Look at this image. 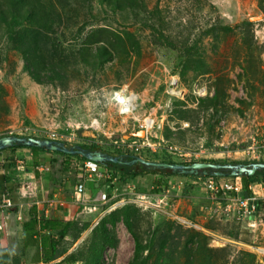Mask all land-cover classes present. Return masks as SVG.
Instances as JSON below:
<instances>
[{
    "label": "rangeland",
    "instance_id": "obj_1",
    "mask_svg": "<svg viewBox=\"0 0 264 264\" xmlns=\"http://www.w3.org/2000/svg\"><path fill=\"white\" fill-rule=\"evenodd\" d=\"M94 15L96 20L89 19L80 36L63 30L64 50L77 52L85 36L98 27L107 28L120 49L101 67L96 59L68 66L62 82H33L20 54L0 39V137L52 139L50 133H57L72 137L65 143L73 145L82 143L76 133L81 129L105 137L106 143H97L109 146L130 135L142 136L137 123L149 118L154 127L146 136L153 149L144 153L166 149L174 163L183 164L264 161L262 154L254 158L243 153L253 138L264 136V0H143V8L117 12L114 18ZM223 26L233 31L224 32ZM157 31L194 43L190 57L182 47L160 42ZM121 95H133L131 113H120ZM55 158L54 167L43 165L58 177V197L72 202L80 163L64 171L62 156ZM7 165L2 179L9 173ZM151 178L143 175L138 183L142 190L137 187L132 193L128 186L115 188L122 199L117 208L126 211L130 230L117 221L111 244L102 246L93 230L105 215L80 211L70 217L77 231L70 230L61 240L52 263L74 253V264H87L95 252L100 264H127L133 232L141 243L154 234L151 250L142 255L147 264H264V210L254 222L226 216L210 203L202 182L179 175L163 178L170 185L154 192L149 202L135 199L137 194H151L143 190L151 188ZM255 191L262 193L260 187ZM5 224L0 248L13 257L19 251L15 225L9 230Z\"/></svg>",
    "mask_w": 264,
    "mask_h": 264
},
{
    "label": "trees",
    "instance_id": "obj_2",
    "mask_svg": "<svg viewBox=\"0 0 264 264\" xmlns=\"http://www.w3.org/2000/svg\"><path fill=\"white\" fill-rule=\"evenodd\" d=\"M140 8H143V0H0V39L8 43L9 49L15 50L20 54L24 71L33 82L40 85L55 81L62 82L65 79V70H67L68 66H75L79 61L83 62L89 59H96V62L101 67L111 61L120 49L116 40L115 43H112L111 36L113 35L109 34V30L105 27H98L92 29L85 36L83 43L77 47V52L70 50L66 52L61 40L63 30L69 32L70 35L80 36L86 26L91 23L89 19L96 20L95 13L100 18L109 19L110 16L114 18L117 12L123 14L127 11H136ZM154 13L156 14L158 12ZM245 22L248 25L252 23L249 20ZM235 27H238V25ZM221 29L224 32L229 30L233 31V28L228 26H223ZM154 30L156 31V29ZM157 33L160 42H166L171 48L172 46H180L184 50V56H188L187 58L190 57L194 43L191 44L187 39L180 41L177 39L173 40V38L165 37L160 31H157ZM210 33L214 34V31L211 30ZM57 55L58 57H55ZM192 113L196 114L194 110H192ZM76 133L82 139V143H78V145L89 151L99 150L110 155H122L126 160H130L135 155L146 160L174 163L169 158L166 149L160 152L148 151L144 153L140 151L138 154H126L118 149L114 145V142L109 146L105 144L98 145V140L104 143L108 141L103 136L95 135L94 133L89 135L81 129L77 130ZM134 139H137V137L133 135L128 137V140ZM65 144L70 146L69 143ZM18 149H29L32 151L31 162L34 166L40 163H46L50 167H54L55 163H58L55 156L60 155L62 159L59 163L64 171L72 163H82L85 160L79 154L72 155L58 151H49L44 147L24 146L22 144H14L11 147L0 150V156L5 151H15ZM146 153H148V157ZM160 153L162 154L160 155ZM47 154L52 156L48 157ZM3 161L8 163L7 168L12 172L14 157L13 159L12 157H6ZM202 162L215 163L213 160H203ZM251 162L244 161L242 163ZM260 162L264 161L260 160ZM230 163L238 162L232 161ZM4 167L3 163H0V171ZM99 169L101 172L109 174V178L105 180V186L106 184L110 185L109 183L114 180L111 188L133 186L134 188L138 187L137 189H141L140 185H138L140 178L145 174H151V188L144 187L143 189L150 193L160 192L169 185L168 181L163 179L166 176L179 175L195 180L205 177L201 172L180 174L166 169L147 167L140 163L132 165L111 162L99 163ZM212 177L215 179L220 178L217 176ZM224 178L232 177L227 172ZM240 180L242 189L247 190L249 196H251L252 191L249 189V185L260 184L264 187V169L256 171L253 175H242L240 176ZM262 203L263 201L261 199H257L256 204L258 206ZM121 208L119 210L116 208L105 215L100 220L99 225L93 230L94 235L99 239L100 245L104 246V244L109 243L113 239V237H110V234L117 221H123L128 230H130V220L127 218L126 211H120ZM12 209L15 211L16 208H11L10 211ZM106 224H110L112 229L109 230ZM76 225L77 222L73 220L66 221L57 218L38 219L30 216L27 221L22 222L19 253L13 257H8L9 253L7 248H0V264H21L19 263L21 257L29 260L30 263L42 262L44 264H53L52 262L58 257V245L70 230H76ZM131 234L134 241V248L132 257L127 264H147V260L142 255L144 252L151 250L154 234L152 233L147 243H141L133 232ZM30 251L31 253L29 255ZM92 254L93 256L88 258L87 264H100L99 256L95 255V252ZM76 260L77 255L69 253L61 261L54 264H74Z\"/></svg>",
    "mask_w": 264,
    "mask_h": 264
},
{
    "label": "built area",
    "instance_id": "obj_3",
    "mask_svg": "<svg viewBox=\"0 0 264 264\" xmlns=\"http://www.w3.org/2000/svg\"><path fill=\"white\" fill-rule=\"evenodd\" d=\"M132 96H126L125 98L119 96V101L121 102L119 111L123 114L131 113L134 110V106L132 105ZM137 127L139 130L144 132L143 137H139V141L135 140H120L114 141V145L123 151L126 154H138L140 151H143L147 148L153 149V144L147 139V134L153 131L154 121L149 118H144L141 121L139 120L137 123ZM23 131L28 132L23 129ZM50 137L53 140L61 141V142H69L72 137L64 136L62 134L50 133ZM243 153L248 154L254 158H258L261 154L264 155V136L263 139H252L248 146L243 150ZM134 156V155H133ZM80 177L81 180L76 182L73 188V200L75 204L80 208V211L86 213H97L100 217L110 213L117 207L120 203H122V199L118 198V194L116 193V189L111 188V184L114 183L112 180L108 185H103V188L97 192L93 197L86 195V186L85 181L92 182H104L109 178V174L103 173L99 170V164L93 160L85 159L80 163ZM199 182H202L205 186L207 197L211 204H217L219 209H223L224 215L226 216H234L236 219L247 222H254L259 210H264V196L261 198L263 203L261 205H257V197L252 194L248 198H243L239 196L238 193L242 191V184L240 177H232V178H218L215 179L212 176H205L204 178H199ZM170 185V184H169ZM132 190H135L133 186L128 187L127 192L132 193ZM109 191L110 195L106 193ZM135 192V191H134ZM264 192V188H263ZM220 193V195H218ZM134 194H137L136 192ZM156 194H137L135 195V199H139L143 202H148L155 198ZM13 198L10 196L8 192H3L1 194L0 201V213L8 212L12 207H14ZM0 224V229H1Z\"/></svg>",
    "mask_w": 264,
    "mask_h": 264
},
{
    "label": "crops",
    "instance_id": "obj_4",
    "mask_svg": "<svg viewBox=\"0 0 264 264\" xmlns=\"http://www.w3.org/2000/svg\"><path fill=\"white\" fill-rule=\"evenodd\" d=\"M31 156L32 151L29 149H18L15 151H5L1 153L0 157V163H3V165L6 163V161H3L4 158L12 157L13 159L14 157L13 169L15 167L16 172L12 173L13 170L12 172L7 171L10 173L9 176V173L7 174L6 172L7 177H4L3 179L0 177V201L1 194L4 191L7 192L9 190L8 192L12 195V200L15 204L12 208L16 209L15 211L12 209V211L9 210L8 212H3L2 214L0 213V224L2 223L5 226V223L7 222L9 230H12L15 225L13 231L19 250L21 246L22 222L27 221L30 216H34L38 219L57 218L69 221L72 220L70 218L71 216L80 214V208L75 204L74 200H72V202L68 199L63 201L60 197H58L57 190L59 189V183L57 175L55 176L48 171L49 168L43 165H46V163H40L34 166L31 162ZM47 156L50 157L52 155L47 154ZM3 170L0 171V174L2 175ZM80 180L81 177L78 176L77 182ZM103 185H105L104 182L98 183L96 181H85L88 196L93 197L103 188ZM257 187L262 189V193L260 195H258L256 193L257 191H255ZM249 189H251L252 194H257L256 197L258 199H261L264 196L263 187L260 184H251L249 185ZM5 219H7V221L4 223ZM5 229L7 230V228L4 227L3 231H5ZM1 238L2 236L0 234V242H2ZM17 253H19V251H17ZM30 253L31 251L29 252V255ZM19 263L44 264L42 262L30 263L29 260H25L23 257L20 258Z\"/></svg>",
    "mask_w": 264,
    "mask_h": 264
},
{
    "label": "water",
    "instance_id": "obj_5",
    "mask_svg": "<svg viewBox=\"0 0 264 264\" xmlns=\"http://www.w3.org/2000/svg\"><path fill=\"white\" fill-rule=\"evenodd\" d=\"M143 137L144 132L139 131ZM142 132V133H141ZM14 144H22L24 146H38L44 147L49 151H58L67 154H79L85 159L93 160L98 164L111 162L116 164L123 165H132L135 163H140L144 166L154 167L158 169H166L173 172H178L180 174H192L199 173L204 176H217L225 177L228 172L230 177H240L242 175H253L256 171L264 169V162H251V163H210V162H194L190 164L183 163H168L161 161H151L146 160L140 156H132L130 160L124 159L122 155H110L103 153L99 150L89 151L82 148L78 144H73L67 146L65 142L53 140V139H39L35 137H26L19 135H6L0 137V150H3L7 147H11ZM220 195V193H218ZM239 196L243 198H248L249 194L247 190L243 189L238 193ZM255 203V201H253Z\"/></svg>",
    "mask_w": 264,
    "mask_h": 264
},
{
    "label": "bare ground",
    "instance_id": "obj_6",
    "mask_svg": "<svg viewBox=\"0 0 264 264\" xmlns=\"http://www.w3.org/2000/svg\"><path fill=\"white\" fill-rule=\"evenodd\" d=\"M264 188V187H263ZM243 190V189H242ZM250 197V196H249ZM256 202V201H255Z\"/></svg>",
    "mask_w": 264,
    "mask_h": 264
}]
</instances>
